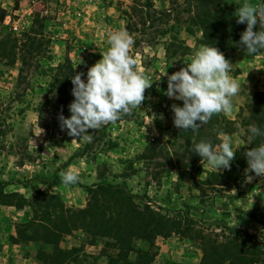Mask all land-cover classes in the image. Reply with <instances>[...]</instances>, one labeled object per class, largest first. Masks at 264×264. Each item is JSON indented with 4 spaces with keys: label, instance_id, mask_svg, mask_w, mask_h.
<instances>
[{
    "label": "rangeland",
    "instance_id": "1",
    "mask_svg": "<svg viewBox=\"0 0 264 264\" xmlns=\"http://www.w3.org/2000/svg\"><path fill=\"white\" fill-rule=\"evenodd\" d=\"M225 1L230 10L262 20L264 0ZM183 2L152 0L148 17L147 0H0V12L6 10L0 40L25 43L23 35L32 31L36 38L31 67L21 78V59L14 56L19 50L0 44V264H112L121 252L115 238L66 221L93 202L94 192L69 183L50 186L37 176L84 186L105 179L122 185L123 199L143 198L151 215L175 220L189 212L195 231L226 222L264 244V154L261 165L247 166L237 181L211 178L224 173L225 155L250 145L243 123L254 95L264 92V50L208 51L201 29L178 15ZM66 55L75 93L62 113L45 115L40 124V105ZM215 70L224 72L227 99L236 97L230 87L243 101L231 116H218L234 121L232 132L220 137L210 159L193 168L170 167V153L183 152L187 111L203 110L187 93ZM233 78H239L236 85ZM156 145L164 147L165 158L149 157L147 150ZM129 200L143 208L138 199ZM195 231L193 238L157 236L151 264H200ZM133 245L134 263L150 243L134 239ZM257 264H264V249Z\"/></svg>",
    "mask_w": 264,
    "mask_h": 264
},
{
    "label": "trees",
    "instance_id": "2",
    "mask_svg": "<svg viewBox=\"0 0 264 264\" xmlns=\"http://www.w3.org/2000/svg\"><path fill=\"white\" fill-rule=\"evenodd\" d=\"M183 5L185 8L178 15H188L190 22L201 29V43L208 51L223 52L234 46L254 54L264 50V8L262 20L256 22L244 11L240 13L237 10H230L225 0H184ZM144 8L146 9L145 16L149 17L154 8L152 0H147ZM0 13V22H3L6 10L1 9ZM167 13L170 14L171 11ZM32 35H34L33 31L30 35H23L27 38L26 42L21 44H19V39L0 40V44H13V48L19 50V53L14 51V56L19 54L21 59L20 78L30 69L29 61L36 50L33 46L36 38ZM73 77L74 68L69 55H66L64 61L57 67L51 93L40 105L38 112L40 124L45 120V115L47 117L53 114L58 115L66 108L75 93ZM190 107H192L191 104ZM187 117L190 119L181 135L183 143L180 147L183 152L170 153L167 151L177 159L175 162L173 158H169L167 164L170 167L183 163L184 167L192 166L193 168L196 163L210 159L215 155V147L221 142L220 137L231 133L234 125V121L225 119V117H218L194 108L192 111H187ZM243 126L247 129L248 138L251 140L250 145L245 151L225 155L224 173L214 175L212 179L228 178L237 181L240 176L242 177L247 166L256 168L261 165L258 159L264 154V92H257L254 95L252 111ZM43 127L48 129V125ZM1 133L4 132L0 128ZM165 151L164 147L158 150V145L150 146L147 150L151 159L156 156L165 158ZM186 160L188 162H185ZM259 172L256 170L254 174L259 175ZM35 179L50 186L69 183L94 192L96 196L86 209L73 212L72 216L65 220L71 221L74 227L100 236L107 235L115 238L121 252L117 259L112 260V264H151L156 257L151 243L161 234L194 237L196 222L189 212L183 213V216L177 215L179 219L175 218V220L158 213L155 216L151 215L150 205L143 198L130 194L124 199L121 197L124 192L122 185L113 186L105 179L93 186H84L81 183L68 182L60 178L50 181L46 177L37 176ZM21 184L25 186L29 184V181H23ZM100 198L102 202L98 200ZM135 198L143 205L140 210L134 207L132 201L129 200ZM218 225L220 227L217 229L212 228ZM200 228L202 230L195 231L198 232L197 235L195 233V238L199 240L203 252L200 264H257L260 262L264 244L253 235L232 227L226 222L201 224ZM134 239L145 240L150 243V247L147 251H140L138 260L133 263L129 261V256L134 251Z\"/></svg>",
    "mask_w": 264,
    "mask_h": 264
},
{
    "label": "crops",
    "instance_id": "3",
    "mask_svg": "<svg viewBox=\"0 0 264 264\" xmlns=\"http://www.w3.org/2000/svg\"><path fill=\"white\" fill-rule=\"evenodd\" d=\"M222 73L224 72L221 70H215L207 79L193 83L186 98L191 102H199L203 110L209 114L231 116L241 108L243 101L237 98L241 97V94L231 90L230 87H228L227 92L234 93L236 97L231 98L230 101L227 99L226 93L223 91L225 85H222L223 82H221ZM232 80V84L236 85L239 78H233ZM232 88L234 89V87Z\"/></svg>",
    "mask_w": 264,
    "mask_h": 264
}]
</instances>
